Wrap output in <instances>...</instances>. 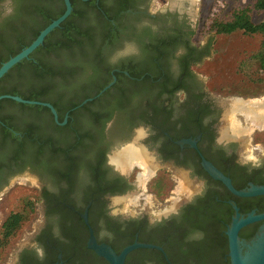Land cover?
I'll use <instances>...</instances> for the list:
<instances>
[{
	"label": "flooded vegetation",
	"instance_id": "af4514ba",
	"mask_svg": "<svg viewBox=\"0 0 264 264\" xmlns=\"http://www.w3.org/2000/svg\"><path fill=\"white\" fill-rule=\"evenodd\" d=\"M113 2L102 0L105 7ZM194 2L126 0L110 27L90 28L93 40L85 44L83 63L72 57L70 71L55 75L51 101L56 107L48 103L56 118L46 106L45 120L31 125L32 138H20L23 145L35 140L34 158H0V195L15 178L32 182L37 214L28 241L9 264H110L88 247L91 235L116 253L143 239L159 243L177 236L191 241L201 232L190 228L188 218L205 210L210 197L231 206L227 227L233 205L242 216L264 211H258V203L231 193L203 164L204 158L234 187L264 185L250 179H264V148L255 159L242 154L247 145L257 144L253 140L264 131V118L257 124L248 120L251 128L244 127L234 116L248 118L241 108L251 102L243 100L247 93L222 94L200 71L209 48L195 40ZM2 9L10 12L9 0ZM230 120L236 123V136ZM255 127L261 130L251 134ZM128 146L137 148L144 160L124 170L113 156ZM161 191L173 204L150 212L147 196L159 199ZM124 202L139 210H121ZM238 203L248 210L240 212ZM263 222L250 224L257 223V231ZM148 249L157 252L140 262L134 249L124 264H162L160 257L173 264L163 247Z\"/></svg>",
	"mask_w": 264,
	"mask_h": 264
},
{
	"label": "trees",
	"instance_id": "16d2710c",
	"mask_svg": "<svg viewBox=\"0 0 264 264\" xmlns=\"http://www.w3.org/2000/svg\"><path fill=\"white\" fill-rule=\"evenodd\" d=\"M0 0V65L22 48L29 45L39 32L51 21L59 17L65 10L64 0H9L10 12L4 13ZM72 11L61 24L54 28L29 56L16 63L7 73L0 78V95H19L22 98L51 102L53 91L56 89L57 74H67L70 70L71 58H76L83 63L86 58L85 44L92 43L91 27L108 28L110 21L116 20L115 12L123 8L126 0H113V5L105 7L102 0L96 4V0H70ZM216 10L209 16L207 25L209 29L219 34H231L242 31L247 35H260L261 42L257 51L248 58L240 60L237 70L246 61L254 60L260 70H264V19L255 21L254 12H264V0H254L248 4L234 7L227 17H220ZM98 11H104L100 14ZM91 25V26H89ZM249 84L262 88L264 77L249 80ZM55 85V86H54ZM64 88V86H63ZM225 94H230L238 89H218ZM46 106L19 103L12 99H0V158L18 160L22 155L35 156V140H26L23 145L21 137L32 138L33 123L44 119ZM50 122L52 121V115ZM45 120V119H44ZM20 133V134H18ZM26 147V152L22 150ZM256 184L264 183L263 178H251ZM235 188L242 189L236 185ZM220 198V196H218ZM210 197L208 207L199 210L196 218H188L190 228L201 232V236L191 241H183L181 237L174 236L169 241L152 242L143 239L141 242L158 244L170 255L173 264H230L228 256V238L225 233L227 224L233 210L231 206L223 204L222 200ZM239 199V198H237ZM245 202L258 203V211L264 210V197L254 200L245 197ZM240 212L248 208L242 203ZM34 211V203L31 200L25 202L24 207L18 211H11L4 219L0 227V248L5 249L14 238L24 223L28 221ZM256 224L245 226L240 236L248 238L254 235ZM157 252L155 249L139 248L134 252L140 253L139 261L149 256V252ZM174 251L176 256L171 257ZM159 253V252H158ZM146 254V255H145ZM162 264H168L164 257H160Z\"/></svg>",
	"mask_w": 264,
	"mask_h": 264
},
{
	"label": "rangeland",
	"instance_id": "374dc122",
	"mask_svg": "<svg viewBox=\"0 0 264 264\" xmlns=\"http://www.w3.org/2000/svg\"><path fill=\"white\" fill-rule=\"evenodd\" d=\"M194 1L198 18V30L195 40L208 45L209 48L208 56L201 60L200 71L205 77H208L209 85L215 88L216 91L221 92L218 89L227 90V88L238 89L239 91L247 93L243 100L255 102L254 105L257 106L256 101L262 98L264 99V84H262L263 86L260 89L258 86L252 88L253 86L249 87V80L252 81L255 78L264 77V70H260L254 60L246 61L238 70L237 65L240 60L248 58L258 50L261 36L247 35L242 31H235L231 34H219L207 26L209 24V16L219 8H222L219 11V16L227 17L234 7L248 4L254 0ZM252 17L255 21L262 20L264 19V12H254ZM221 93L225 94L223 91ZM251 102L244 103L249 105ZM234 118L244 127H250L248 118L246 119L244 115L236 114ZM222 126L225 127V124ZM229 126H234L232 120H230ZM257 130L259 131L261 129L255 127L251 130V134ZM253 142L257 144L247 145L242 152L243 156L251 159L260 156L261 150L264 148V131L257 132ZM21 182L16 178L13 179V182L11 181L9 185V189L0 195V225L11 211L21 210L27 200H35L32 182L29 184ZM159 194V199H153L152 201L150 200V196H147L150 212H162L173 204L169 201L171 198L164 199V192L161 191ZM138 207V205L128 206L127 202H124L121 210L129 209L130 212H134L139 210ZM36 219L37 214L34 210L28 221L24 223L19 233L12 238L8 246L5 249L0 248V264L11 263L17 248L28 241L31 228L36 224Z\"/></svg>",
	"mask_w": 264,
	"mask_h": 264
},
{
	"label": "water",
	"instance_id": "95a60500",
	"mask_svg": "<svg viewBox=\"0 0 264 264\" xmlns=\"http://www.w3.org/2000/svg\"><path fill=\"white\" fill-rule=\"evenodd\" d=\"M64 5L65 10L59 17L45 26L29 45L22 48L18 53L11 56L0 65V78L16 63L20 62L24 58H28V56L43 43L45 37L70 15L72 11L71 1L64 0ZM3 98L12 99L19 103L47 106L50 108L56 118V111L54 107L48 102L25 99L19 95L11 94H1L0 99ZM263 125L264 124L262 123L260 127ZM203 164L209 173L214 178L221 180L234 195L241 197L264 195V185H255L251 183L247 188L236 189L232 185L229 177L217 170L204 158ZM233 209L235 211L234 216L232 217L231 222L225 231L228 238V256L230 259V264H264V222L253 236L248 238L239 237V231L242 227L256 221L264 220V211L258 214H255L254 211H251L246 216H242L239 213V209L236 205H233ZM87 245L88 247L93 248L97 254L103 256L110 264H124L127 254L137 248H156L163 251L162 247L159 245L135 241L123 247L119 253H116L115 250L107 244H97L92 235L88 239Z\"/></svg>",
	"mask_w": 264,
	"mask_h": 264
},
{
	"label": "bare ground",
	"instance_id": "6f19581e",
	"mask_svg": "<svg viewBox=\"0 0 264 264\" xmlns=\"http://www.w3.org/2000/svg\"><path fill=\"white\" fill-rule=\"evenodd\" d=\"M254 103L255 102H251L249 105L243 104L241 108L243 109V113L248 117V120L252 121L253 124H257V121H259L261 118H264V101L260 104L259 102H257V106H255ZM233 123L235 127L231 126V128L234 130V134L232 135L236 136V123L234 121ZM229 132L231 131H228V133ZM228 133L226 135L227 138ZM229 138H231L230 135ZM139 156H141V152L137 148H135L134 146H128L121 150L119 149L115 151L113 160L118 164L121 169L126 170L130 166V164L137 162L138 160L141 161L143 159V157L141 158ZM145 161L147 162L148 160L146 159Z\"/></svg>",
	"mask_w": 264,
	"mask_h": 264
}]
</instances>
